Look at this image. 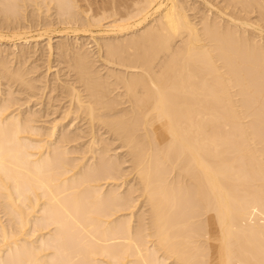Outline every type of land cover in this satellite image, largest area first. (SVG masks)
<instances>
[{
  "label": "bare ground",
  "instance_id": "1",
  "mask_svg": "<svg viewBox=\"0 0 264 264\" xmlns=\"http://www.w3.org/2000/svg\"><path fill=\"white\" fill-rule=\"evenodd\" d=\"M79 1L0 0V264H264V0Z\"/></svg>",
  "mask_w": 264,
  "mask_h": 264
},
{
  "label": "rangeland",
  "instance_id": "2",
  "mask_svg": "<svg viewBox=\"0 0 264 264\" xmlns=\"http://www.w3.org/2000/svg\"><path fill=\"white\" fill-rule=\"evenodd\" d=\"M104 1V0H103ZM82 2V3H81ZM81 2L79 1V3H80V5H82L81 7H84V8H88L86 5H87V3H88V5H91V7L93 6V5H97V3H101L102 1L101 0H84V2H83V0H81ZM87 2V3H86ZM91 2V3H90ZM84 4V5H83ZM96 5L95 6H93L92 8H94V7H96Z\"/></svg>",
  "mask_w": 264,
  "mask_h": 264
}]
</instances>
